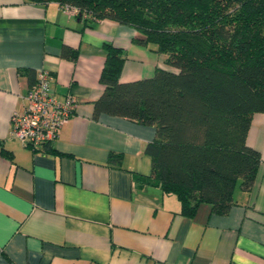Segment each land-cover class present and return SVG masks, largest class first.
<instances>
[{
	"label": "crops",
	"instance_id": "obj_1",
	"mask_svg": "<svg viewBox=\"0 0 264 264\" xmlns=\"http://www.w3.org/2000/svg\"><path fill=\"white\" fill-rule=\"evenodd\" d=\"M135 33L109 18L83 22L53 0H0V140L10 154L0 153V264H264V111L251 114L245 136L260 156L251 188L236 185L223 213L200 202L191 216L140 178L154 126L92 116L104 42L124 50L119 80L175 70L131 41ZM39 68L51 72L56 98L77 102L57 136L34 149L10 136L9 115L24 107Z\"/></svg>",
	"mask_w": 264,
	"mask_h": 264
},
{
	"label": "trees",
	"instance_id": "obj_2",
	"mask_svg": "<svg viewBox=\"0 0 264 264\" xmlns=\"http://www.w3.org/2000/svg\"><path fill=\"white\" fill-rule=\"evenodd\" d=\"M53 1L75 7L83 22L109 18L132 26L131 41L175 68L155 66L150 76L119 80L124 50L104 42L102 88L91 114L154 126L144 145L150 171L143 181L174 194L187 216L200 202L223 213L236 185L251 188L260 156L245 136L251 114L264 111V0ZM62 54L73 59L76 50L64 47ZM0 153L10 155L1 140Z\"/></svg>",
	"mask_w": 264,
	"mask_h": 264
},
{
	"label": "built area",
	"instance_id": "obj_3",
	"mask_svg": "<svg viewBox=\"0 0 264 264\" xmlns=\"http://www.w3.org/2000/svg\"><path fill=\"white\" fill-rule=\"evenodd\" d=\"M60 5L70 14L76 11L71 5ZM51 79L48 69L36 70L23 95L24 107L11 110L9 115L10 136L34 149L57 136L59 127L73 113L77 102L70 93L56 98L50 86Z\"/></svg>",
	"mask_w": 264,
	"mask_h": 264
}]
</instances>
